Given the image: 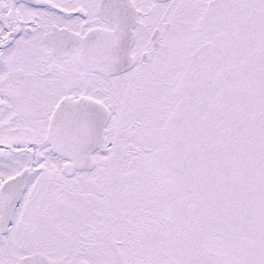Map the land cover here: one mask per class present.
I'll list each match as a JSON object with an SVG mask.
<instances>
[{
  "label": "snow or ice",
  "instance_id": "6c2138e0",
  "mask_svg": "<svg viewBox=\"0 0 264 264\" xmlns=\"http://www.w3.org/2000/svg\"><path fill=\"white\" fill-rule=\"evenodd\" d=\"M0 264H264V0H0Z\"/></svg>",
  "mask_w": 264,
  "mask_h": 264
}]
</instances>
